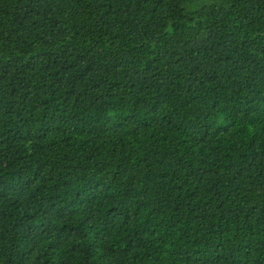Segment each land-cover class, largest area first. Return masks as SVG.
I'll use <instances>...</instances> for the list:
<instances>
[{"label": "trees", "instance_id": "16d2710c", "mask_svg": "<svg viewBox=\"0 0 264 264\" xmlns=\"http://www.w3.org/2000/svg\"><path fill=\"white\" fill-rule=\"evenodd\" d=\"M0 264H264V0H0Z\"/></svg>", "mask_w": 264, "mask_h": 264}]
</instances>
